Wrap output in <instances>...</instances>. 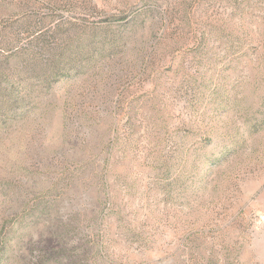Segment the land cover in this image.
<instances>
[{
    "label": "rangeland",
    "instance_id": "374dc122",
    "mask_svg": "<svg viewBox=\"0 0 264 264\" xmlns=\"http://www.w3.org/2000/svg\"><path fill=\"white\" fill-rule=\"evenodd\" d=\"M0 264H264V0H0Z\"/></svg>",
    "mask_w": 264,
    "mask_h": 264
}]
</instances>
